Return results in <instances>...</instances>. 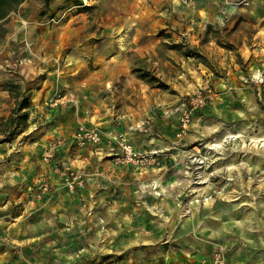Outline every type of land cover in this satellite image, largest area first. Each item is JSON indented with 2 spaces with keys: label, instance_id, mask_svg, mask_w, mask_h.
Here are the masks:
<instances>
[{
  "label": "rangeland",
  "instance_id": "1",
  "mask_svg": "<svg viewBox=\"0 0 264 264\" xmlns=\"http://www.w3.org/2000/svg\"><path fill=\"white\" fill-rule=\"evenodd\" d=\"M91 1L83 0L81 7L66 4L64 0L58 2L56 6V2L52 1L54 10L50 11L44 7L43 0H28L27 4L31 3L30 8L26 10L23 8L21 11L27 14L36 10L39 16L44 15L41 18H44L46 24L45 32H51L55 40L56 59H59L60 70L71 67L70 59L75 53L79 57L82 56L83 60H86L90 54L82 42H87L85 31L74 29L84 25L88 30L89 25L100 24V18L97 20L100 8H105V11L113 9L119 15L123 13L122 20H125V23L129 24L130 21V24L138 27V33L134 35L138 39L136 46L151 48L149 52L145 51L140 55L135 52H124L131 65L130 69L134 67L136 75L144 79V84L149 87L148 90L144 86L141 88L143 97L137 102L150 109L153 118L165 119L167 116H172L170 119L172 127L166 138L169 142L167 150L162 151L159 148L145 150L156 151L155 162L147 167L125 163L119 160V155L92 160L93 169L105 174L108 171L109 176V179L105 180L110 184V190L103 202L106 205L104 209L113 208V215L105 218L104 222L102 220L104 218L100 216L104 211L99 210L97 216L93 217L96 223L101 222V226L102 223L105 224L102 229L99 227L101 233L95 235L100 240L98 244H102L103 248L101 250L97 248V251L91 250L90 254H81L79 247L82 238H78V235L83 236L91 231L84 233L82 227L79 230L77 227L64 225L61 227L63 234L76 230V235L73 236L75 240H70L71 245L68 249L60 250V264H152L147 259L146 250L149 246L166 244L174 251L178 248L193 250L191 240L196 237L203 238V234L196 236L195 232L202 228L203 218L212 221L214 216L220 213L228 221L242 219L249 226L253 225V229L249 228V235L251 238L262 239L264 237V174L261 172V165L264 166V147L251 139L253 136L263 134L264 123L261 122H264V97L257 96L258 106L254 108H249L248 104L239 97V93L243 94L239 88L247 86L246 83L263 84L259 81L255 82L253 78L248 81V74L262 62L250 54L248 49L245 47L240 49L238 45L244 38V34L239 33L246 31L245 27H248L246 22H249L242 16L249 10L264 12V0H247V5L242 4L239 12L241 16L238 18L228 17V0H194L191 7L180 5L178 0H109V3L103 5L95 3L87 7ZM86 11L91 15L90 18L86 21L75 20L76 15L82 13L78 17L81 19ZM14 14L11 15L13 18L17 15ZM52 17L55 19L58 17L59 22L50 23ZM250 33L253 34V30ZM29 36L43 48L42 42L45 41L37 38L38 31ZM99 38L100 33H96L90 36L88 41ZM248 39L252 42L253 36ZM232 41H238L237 46ZM173 44H180L181 48L171 49L170 46ZM2 63L3 70L10 74L16 69L13 64L18 65L19 62L15 56H11L3 59ZM7 63L8 67L5 66ZM57 66L56 63V70ZM135 72L132 71L134 74ZM46 76L47 73L39 75L40 78ZM220 83L223 86L219 91ZM27 85L20 86L23 94L27 89L30 90ZM205 86L213 90L214 97L203 109L192 113L187 130L184 134H180L179 119L182 110L188 107L190 97ZM250 88L252 89L249 91L254 92V88ZM147 93L149 94L145 96ZM59 94L62 93L57 90L56 95L47 101ZM220 94H225L233 100L231 105L226 104L229 107L226 111L228 118L218 114L220 110L216 99ZM11 100L13 101L12 98ZM5 107L9 108H4L5 110L12 111L14 102L9 101ZM116 109L117 106L113 111ZM236 112L243 113V116L238 117ZM81 126L99 130L101 128L96 125L88 127L87 124ZM1 131L0 128V133ZM228 131L233 133L241 131L243 136L231 138L221 147L210 145L222 139ZM160 135L161 131H158V136ZM47 145H42V152ZM107 153H109L108 149ZM61 163L58 162L55 168L63 181L59 173L62 168ZM109 166L111 168L108 169ZM71 167L76 169L72 165ZM91 167L90 164L88 168L91 170ZM144 171L148 172L141 176L140 173ZM98 173L97 178L103 179V176L98 177ZM142 178H145V182ZM156 181H159V186L153 185ZM143 184L147 188H142ZM5 188L9 190L10 186L7 184ZM115 206L117 209H114ZM19 211L16 209L15 213L18 214ZM7 213L8 216L10 212ZM0 216L3 214L1 213ZM25 217L32 216L25 215ZM31 220L29 219L25 224L35 225L39 221ZM26 227V225H18L17 229L24 232ZM246 228L243 227L247 233ZM217 231L222 232L223 227L220 226ZM55 232L52 238H55ZM36 234L38 236L41 234L39 227ZM231 236L235 239L240 237V234L234 233ZM35 243L32 240L30 245ZM86 243L89 249H92L89 245L96 246L97 242ZM216 244L225 248L229 257L231 247L220 242ZM14 245L16 246L15 243L10 246ZM10 246L7 245L8 249L0 247V264H36L33 253L19 259L13 253L14 248ZM5 248L7 250L3 253L2 250ZM126 254L131 257H125ZM54 258L56 259V255ZM48 259L49 257L44 256L43 264H48Z\"/></svg>",
  "mask_w": 264,
  "mask_h": 264
},
{
  "label": "crops",
  "instance_id": "2",
  "mask_svg": "<svg viewBox=\"0 0 264 264\" xmlns=\"http://www.w3.org/2000/svg\"><path fill=\"white\" fill-rule=\"evenodd\" d=\"M27 1L25 0L18 7L17 13L14 12V16L17 14L15 16L17 19L10 16V23L6 26L8 33L0 44V68L3 66V59L11 56H15L19 62L18 65L13 64L16 69L10 74H7L4 68L0 69V126L11 114L10 110L4 109H9L5 107V104L7 105L9 101L14 102L9 91L10 84L23 87L28 84L27 87L30 88V101L25 110L28 114L27 123L24 127L20 126L16 129L11 136L5 132L0 133V173H2L0 214H3L0 216V247L8 249L7 245L15 243L16 246L10 247L14 248L13 253L19 259L33 253L36 264H43L44 256L49 257L48 264H60V250L68 249L71 245L70 240H75L73 236L76 235V230L63 234L61 227L64 225L77 227L79 230L82 227L84 233L91 231L86 235L83 233V236L78 235V238H82L79 247L81 254H90L91 250L97 251L103 248L102 244H98L100 240L95 235L101 233L99 227L102 229L105 224L102 223L101 226V222L96 223L93 217L97 216L99 210L104 211L100 215L104 218H101L104 222L105 218L112 217L113 208L104 209L106 205L103 202L105 195L109 193L110 184L105 180L109 179L108 171L106 174L98 173L96 169H93L92 160L108 157L110 154L107 153L106 138L99 147L89 145L82 149L67 142L57 149L56 159L51 164H46L42 161V145L49 144L55 137L67 138L79 125L87 124L88 127L101 126L100 130L104 134L113 130L117 131L135 150L159 148L163 151L169 146L166 138L172 127L170 121L172 116H167L165 119L153 118L152 111L137 102L143 97L141 88L144 86L148 90L149 87L144 84V79L136 75L134 67L130 69L131 65L124 52H135L140 55L142 52H149L151 48L136 46L138 39L134 35L138 33V27L130 24V21L129 24L125 23V20H122L123 13L119 15L113 9L105 11V8H100V15L97 18V20L100 18V24L97 26L91 24L87 27L88 30L84 25L74 29L80 32L85 31L87 42H82L90 54L86 60H83L82 56L79 57L75 53L70 59L71 67L60 70L59 59H56V43L52 33L45 32L47 28L44 18H41L36 10L29 11L27 14L21 11L23 8V10L30 8L31 3L27 4ZM53 1L56 2V6L61 2V0ZM239 1L228 0V17L241 16L239 12L243 5L239 4ZM95 3L103 5L109 3V0H92L87 7ZM51 10H54L53 5L50 6ZM234 13L235 16H233ZM81 15L82 13L76 15L75 20L86 21L91 17L88 11L84 12L81 19H78ZM242 17L249 22H246L248 23V27H245L246 31L239 33L244 34V38L241 39L238 47L240 49L245 47L250 54L262 62L248 74V81H250L259 72L264 73V12L249 10ZM251 30L253 34L250 33ZM37 31L39 32L37 38L45 41L42 42L43 48L29 36ZM96 33H100V38L88 41L89 37ZM252 36L253 41L250 42L248 37ZM232 42L237 46L238 41ZM42 62L45 64H41ZM5 66L8 67V63ZM43 73H47V76L40 78L39 75ZM246 84L247 86L239 88L243 93H239V97L248 104L249 108L257 107V96L264 97V83ZM221 86L223 85L220 83L219 91ZM250 87L254 88V92L249 91L252 89ZM57 90L61 91L62 95H72L70 99L72 102L48 108L47 100L55 96ZM216 101L220 110L218 114L226 116V111L229 110L226 104L231 105L232 98L220 94ZM116 106L118 109L113 111ZM115 114L117 116H114ZM235 114L238 117L243 116L240 112ZM262 129L264 131V128ZM158 131H161L160 136ZM63 161L70 163L76 169H82L87 176L85 187L73 194L67 192L55 168L58 162ZM90 164L91 170L88 168ZM111 167L109 166L108 169ZM147 172L140 174L142 176ZM261 172L264 174L263 165H261ZM97 173L98 177L103 176V179L97 178ZM142 179L145 182V178ZM42 183L50 186V192L37 201L34 195ZM7 184L10 186L9 190L5 188ZM159 184V181L153 183L155 186ZM142 188L147 186L143 184ZM16 209L20 210L18 214L15 213ZM8 211L10 214L7 216ZM90 212L92 217L89 216ZM25 215H31L33 218L25 217ZM29 219L39 221L35 225L25 224ZM229 220L224 218L222 213L214 216L212 221H206L203 218L202 228L195 231L196 236L203 234V238L196 237L191 240L193 250L178 248L174 251L166 244L154 245L146 250L147 259L152 264H200V261L207 258L212 249L217 247L216 243L220 242L231 247V253L229 257L227 256L228 264L264 262V237L251 238L249 228L253 229V225L249 226L242 219ZM18 225L27 227L24 232H21L17 229ZM220 226L223 227L222 232L217 231ZM38 227L41 233L39 236L36 234ZM243 227H247V233ZM54 231L56 236L52 238ZM234 233H239L240 237L233 239L231 235ZM32 240L36 242L34 245H30ZM88 241L97 242L96 246L89 245L92 248L89 249L86 243ZM6 248L2 250L3 253L7 250ZM126 256L131 257L129 254ZM18 261L21 262V260Z\"/></svg>",
  "mask_w": 264,
  "mask_h": 264
},
{
  "label": "built area",
  "instance_id": "3",
  "mask_svg": "<svg viewBox=\"0 0 264 264\" xmlns=\"http://www.w3.org/2000/svg\"><path fill=\"white\" fill-rule=\"evenodd\" d=\"M180 5L185 7H191L194 0H178ZM239 4L247 5V0H242ZM58 17H52L49 22H59ZM253 80L255 82L264 83V73L259 72ZM214 97L213 90L205 86L201 91L193 94L189 99L188 107L184 108L181 112L179 119V131L180 134H184L187 130L192 113L203 109L207 102ZM72 95L59 94L55 98L50 99L47 102V106L51 108L59 107L68 102H72ZM107 140V149L110 155H119V160L123 162L137 165L140 167H147L155 162L156 151H137L126 140V138L117 131H109L104 134L97 128H87L84 126H78L75 131L69 134L67 138L55 137L47 147L43 150L42 161L46 164L51 163L56 159V151L59 147L65 145L67 142L75 144L79 148H83L87 145L99 147L102 145L104 139ZM61 170L59 173L63 177V185L68 193L73 194L77 190H81L85 187L87 176L83 170L72 169L68 163H61ZM32 191V189H30ZM50 192V186L47 183L39 185L34 198L35 200H41L42 197ZM200 264H228L227 251L223 247H215L211 251V254L200 261Z\"/></svg>",
  "mask_w": 264,
  "mask_h": 264
},
{
  "label": "trees",
  "instance_id": "4",
  "mask_svg": "<svg viewBox=\"0 0 264 264\" xmlns=\"http://www.w3.org/2000/svg\"><path fill=\"white\" fill-rule=\"evenodd\" d=\"M24 1L25 0H0V44L3 42L8 33L6 26L8 25L10 16ZM52 1L53 0H43V5L47 10L50 9ZM64 2L66 4H72L75 6H83V0H64ZM170 48L179 50L181 45L173 44L170 46ZM9 91L11 93V97L14 99V107L10 116L1 124L0 128L2 129L1 132L11 135L16 129H18L20 126H24L27 123L28 114L25 112V110L29 105L30 90L27 89L23 94L20 85L10 84Z\"/></svg>",
  "mask_w": 264,
  "mask_h": 264
},
{
  "label": "bare ground",
  "instance_id": "5",
  "mask_svg": "<svg viewBox=\"0 0 264 264\" xmlns=\"http://www.w3.org/2000/svg\"><path fill=\"white\" fill-rule=\"evenodd\" d=\"M263 134H261L260 136H253L252 137V141H256L259 145H261L262 147H264V131H262ZM243 136V133L241 131L239 132H231V131H228L225 136H223L222 139L220 140H216L214 141L213 143H210V145L214 146V147H221L225 141H228L229 139L231 140L232 139H235V138H238V137H242ZM213 148V147H212ZM233 164V163H232ZM234 165V164H233ZM237 168V167H236ZM235 169V168H234ZM194 187V186H192ZM194 189V192L196 191V187L193 188Z\"/></svg>",
  "mask_w": 264,
  "mask_h": 264
}]
</instances>
